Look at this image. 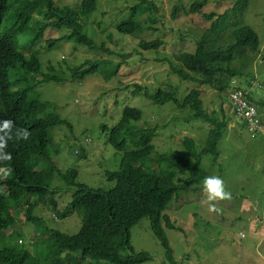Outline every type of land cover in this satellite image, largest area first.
<instances>
[{
	"label": "trees",
	"instance_id": "obj_1",
	"mask_svg": "<svg viewBox=\"0 0 264 264\" xmlns=\"http://www.w3.org/2000/svg\"><path fill=\"white\" fill-rule=\"evenodd\" d=\"M205 1L192 2L190 10L201 12ZM249 1L236 0L221 14H204L211 21L210 26L195 39L193 50L174 53L169 60L171 71L181 80L214 86L222 92L230 88L234 77L245 75L261 50L257 32L237 18ZM97 5L98 0H79L70 5L55 0H0V129L4 121H11L10 132L0 130V137L6 141L3 151L11 156L10 160H0V170H3L0 171V264L142 263L151 256L146 251L134 249L131 229L145 217L150 219V228L161 241L166 259L178 264L165 231L166 226L177 227L164 211L179 190L199 184L206 175L202 167L203 155H211L215 161L220 154L218 145L227 132L229 119L224 114L219 118L218 112L205 109L201 89L194 87L179 96L177 89L158 87L149 91L135 84L147 99L190 108L189 119L200 118L210 124L203 146L198 147L192 137H185L183 148L187 156L164 152L150 158L159 164L165 162L171 168L187 167L186 179L176 184L171 170L156 169L145 163L155 151L156 129L139 128L142 109L130 105L123 107L107 138L116 149L123 151L119 168L106 172L108 179L115 181L113 187L95 188L78 182L77 167L59 170L50 151L53 130L62 125L72 129V123L62 117L52 103L51 109H47L49 101L40 100L36 88L44 82L67 80L55 74V67H50L49 73L43 71L41 50L57 48L63 42L74 40L89 49L112 54L106 42L98 44L95 35H90L85 27V20ZM150 5L157 10L153 0H139V4L132 7V15L115 25L116 31L124 35L140 34L144 27L134 15L152 8ZM150 19L157 20L154 13ZM107 37L112 40V33ZM164 43L155 38L141 39L138 44L143 50H155ZM120 56L128 57L127 54ZM121 67V61L101 56L69 66L71 80L77 83L92 76L109 81L118 77ZM249 100L258 110L264 105L263 101L253 102L251 97ZM23 131L28 133L26 139L19 135ZM79 151L83 158L84 149L80 147ZM5 172L9 174L4 175ZM56 175L66 184L77 187L64 209L59 210L55 202L52 205L58 218L75 212L81 216L80 229L74 234L42 226L41 217L34 214L36 206L46 201L50 194L49 199H53L56 189L51 188V183ZM24 206L26 220L36 222L41 229L40 236L47 239L43 252L33 254L18 239L12 246L4 242V232L16 222Z\"/></svg>",
	"mask_w": 264,
	"mask_h": 264
},
{
	"label": "rangeland",
	"instance_id": "obj_2",
	"mask_svg": "<svg viewBox=\"0 0 264 264\" xmlns=\"http://www.w3.org/2000/svg\"><path fill=\"white\" fill-rule=\"evenodd\" d=\"M55 1L70 5L79 0ZM194 1L197 0H153L156 11L150 5L152 8L134 15L142 23L143 31L138 35H124L116 31L115 25L132 15V7L139 4V0H98L97 9L85 20V27L90 35H95L98 44L105 41L112 54L89 49L74 40L63 42L57 48L41 50L43 71L49 73L50 67H55V74L67 81L41 83L36 93L40 100L49 101L47 109H51L52 103L60 115L72 123V129L63 125L54 128L50 151L61 172L77 167L78 182L95 188L113 187L115 181L109 180L106 172L119 168L123 151L107 140L109 129L119 120L123 107L137 106L143 112L138 127L156 129L155 151L145 163L156 169L171 170L174 183L179 184L189 174L187 167L171 168L165 162L159 164L150 158L164 152L187 156L183 148L185 137H192L198 147L203 146L210 124L200 118L189 119L190 108L147 99L134 85L149 91L158 87L173 88L179 91V96L198 87L205 109L218 112L219 118L224 114L229 119L228 127L218 145V158L214 161L211 155H203L202 167L206 175L200 183L179 190L165 209L164 213L177 227H165L168 241L178 264H264V105L258 110L263 127L254 133L236 115L229 100L230 90L241 88L248 92L253 102H264V0H250L242 14L237 15L240 22L257 32L261 50L245 75L235 77L225 92L214 86L181 80L171 71L169 60L174 53L193 50L195 39L210 26L211 21L204 14L224 13L236 2L206 0L201 12H192L190 6ZM153 13L156 21L150 19ZM108 33H112V40H108ZM155 38L165 43L155 50L139 47L141 39ZM98 56L121 61L118 77L105 81L100 76H92L81 83L71 80L70 65ZM80 147L85 151L83 158L79 155ZM209 176L224 180L226 189L232 194L230 200H207L203 182ZM51 188L56 189L53 199H49L50 194L34 209V214L42 219L40 224L68 234L78 232L82 218L77 212L58 218L52 209L54 202L59 210L64 209L77 187L66 184L56 175ZM210 204H215L219 211H210ZM24 211L25 206L16 216V222L4 232V242L12 246L18 239L33 254L43 252L47 239L40 236L41 229L36 222L26 220ZM131 242L136 251H146L151 256L138 264H172L166 259L161 241L153 234L149 218H143L132 227Z\"/></svg>",
	"mask_w": 264,
	"mask_h": 264
},
{
	"label": "clouds",
	"instance_id": "obj_3",
	"mask_svg": "<svg viewBox=\"0 0 264 264\" xmlns=\"http://www.w3.org/2000/svg\"><path fill=\"white\" fill-rule=\"evenodd\" d=\"M234 78L232 79V81L234 80ZM3 129H7L10 132L11 131V121H4ZM3 129H0V130H3ZM6 135H8V133H6ZM19 135H23V137L26 139L28 136V133L26 131H23L22 133H19ZM5 147H6V141L3 137H0V160H10L11 159L10 154H7L3 151ZM0 171H3V170H0ZM9 172H5L4 175H8ZM203 190L206 193L207 200L209 202L216 201V200H230L232 198L231 192L227 190L225 187L224 180L219 176L206 177L203 182ZM209 210L215 211V212L219 211V209L216 207L215 204H210Z\"/></svg>",
	"mask_w": 264,
	"mask_h": 264
},
{
	"label": "bare ground",
	"instance_id": "obj_4",
	"mask_svg": "<svg viewBox=\"0 0 264 264\" xmlns=\"http://www.w3.org/2000/svg\"><path fill=\"white\" fill-rule=\"evenodd\" d=\"M232 90H235L236 92H240V91H243V94H244V96H239V97H233L232 95H229V100H230V102H231V104L233 105V108H234V110H235V113H236V115L238 116V117H240V118H242V120L246 123V125H247V127H248V129L251 131V132H253L252 131V128H251V124L249 123V121L246 119V117L243 115V113H244V110L241 108V107H239V108H237L236 106H243V105H245L246 103H248L251 107H253L254 108V110H255V117L253 118V123H255V124H258L259 126H260V130L262 129V120H261V116H260V113H259V111H258V109H257V107L254 105V104H252L251 102H250V100H249V95H248V92L247 91H245V90H243V89H241V88H232L231 90H230V92L232 91ZM229 92V93H230Z\"/></svg>",
	"mask_w": 264,
	"mask_h": 264
},
{
	"label": "built area",
	"instance_id": "obj_5",
	"mask_svg": "<svg viewBox=\"0 0 264 264\" xmlns=\"http://www.w3.org/2000/svg\"><path fill=\"white\" fill-rule=\"evenodd\" d=\"M229 95H232L233 97H239V96H244L243 91H240L239 93L236 92L235 90H232ZM237 108L241 107L244 110L243 115L246 117V119L249 121L251 124L252 131L256 133L257 131L260 130V126L258 124L253 123V118L255 117V110L253 107H251L248 103H246L243 106H236ZM255 130V131H254Z\"/></svg>",
	"mask_w": 264,
	"mask_h": 264
}]
</instances>
